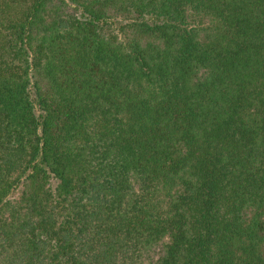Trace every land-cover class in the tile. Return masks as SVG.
Here are the masks:
<instances>
[{
  "label": "trees",
  "instance_id": "1",
  "mask_svg": "<svg viewBox=\"0 0 264 264\" xmlns=\"http://www.w3.org/2000/svg\"><path fill=\"white\" fill-rule=\"evenodd\" d=\"M0 264H264V0H0Z\"/></svg>",
  "mask_w": 264,
  "mask_h": 264
}]
</instances>
